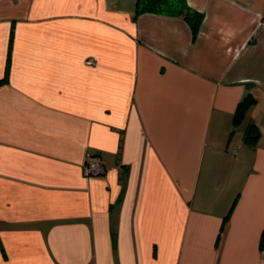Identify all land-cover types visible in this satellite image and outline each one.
<instances>
[{
  "label": "crops",
  "instance_id": "1",
  "mask_svg": "<svg viewBox=\"0 0 264 264\" xmlns=\"http://www.w3.org/2000/svg\"><path fill=\"white\" fill-rule=\"evenodd\" d=\"M135 2L0 0V264H264V0Z\"/></svg>",
  "mask_w": 264,
  "mask_h": 264
},
{
  "label": "trees",
  "instance_id": "2",
  "mask_svg": "<svg viewBox=\"0 0 264 264\" xmlns=\"http://www.w3.org/2000/svg\"><path fill=\"white\" fill-rule=\"evenodd\" d=\"M143 12H154L164 15L171 16H182L189 24L192 29L193 36L195 37L199 28V25L203 18V13L190 7L186 0H136L135 2V13ZM13 39V29L10 30L9 41H8V50L6 56L5 72L0 83L7 80V74L10 66V55ZM254 97L251 94L246 95L238 102L236 110L233 115V123L237 124L243 117L247 107L254 102ZM259 136V131L254 124H250L247 128L244 139L246 142H253ZM92 154V153H91ZM93 155V154H92ZM227 216V215H226ZM225 216V217H226ZM258 248L261 251H264V227L261 231L259 237Z\"/></svg>",
  "mask_w": 264,
  "mask_h": 264
},
{
  "label": "built area",
  "instance_id": "3",
  "mask_svg": "<svg viewBox=\"0 0 264 264\" xmlns=\"http://www.w3.org/2000/svg\"><path fill=\"white\" fill-rule=\"evenodd\" d=\"M86 63L93 64V61L91 59H88ZM82 169L84 175L86 176L101 175L105 172L106 166L95 155H92L91 153H87L85 157V161L82 165Z\"/></svg>",
  "mask_w": 264,
  "mask_h": 264
},
{
  "label": "rangeland",
  "instance_id": "4",
  "mask_svg": "<svg viewBox=\"0 0 264 264\" xmlns=\"http://www.w3.org/2000/svg\"><path fill=\"white\" fill-rule=\"evenodd\" d=\"M120 2L121 1H125V2H127V5L129 4H131V5H133L134 4V2H135V0H119Z\"/></svg>",
  "mask_w": 264,
  "mask_h": 264
}]
</instances>
